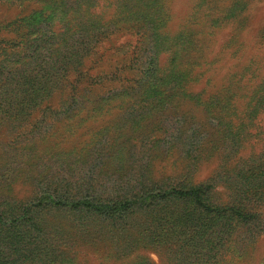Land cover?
Returning <instances> with one entry per match:
<instances>
[{
    "label": "rangeland",
    "instance_id": "rangeland-1",
    "mask_svg": "<svg viewBox=\"0 0 264 264\" xmlns=\"http://www.w3.org/2000/svg\"><path fill=\"white\" fill-rule=\"evenodd\" d=\"M128 1L122 17L120 1L98 0L95 11L111 18L114 32L91 41L92 73L112 72L135 45L151 48L146 34L159 31L167 38L152 51L161 43L182 50L172 65L168 51L157 59L185 87L172 95L91 89L36 108L10 105L14 99L1 94L0 212L16 215L43 197L116 201L203 185L206 202L255 218L210 215L180 198L121 218L49 204L33 210L34 224L0 230L4 264H264V104L255 90L264 79V0H236L233 13L212 16L200 0ZM40 8L0 0V38L12 41L27 27L16 20H39Z\"/></svg>",
    "mask_w": 264,
    "mask_h": 264
},
{
    "label": "trees",
    "instance_id": "trees-1",
    "mask_svg": "<svg viewBox=\"0 0 264 264\" xmlns=\"http://www.w3.org/2000/svg\"><path fill=\"white\" fill-rule=\"evenodd\" d=\"M23 2L25 0H1V2ZM41 5V10L36 11L39 14V20H34L32 15L22 16L16 21L27 27L23 32H18L12 41L0 38V95L14 99V103L19 108H36L38 106L50 107L47 100L53 96L61 95L75 99L76 95H84L91 89L106 88V92L113 94H131V93H158L166 94L181 93L185 87L184 79L176 71L170 68L164 72L165 67L158 63L157 56L160 52L168 51L173 55L170 65L178 58L176 49H172L174 43H168L157 50L153 46L160 45V39L164 42L165 38L162 32L152 31L146 34L150 47L141 48L133 46L129 59L120 66L114 67L112 72L96 71L92 69L96 66L91 62V56L96 53V47L90 46L94 40L99 43L108 37L111 31L114 32V26L109 25L111 18L104 20L101 13H97L95 8L98 0H33ZM122 3L124 9H119V14L124 17L129 11L128 0H117ZM160 0H150L156 6ZM218 2V1H217ZM236 0L226 7H221L213 0H200L199 7L204 3L208 5L211 15L214 12L226 11L233 13ZM216 15L208 21L213 24L221 18ZM159 14L157 11L147 19L149 26L157 27L154 19ZM127 16L123 18L127 21ZM14 22V21H13ZM110 30V31H109ZM145 35V33H144ZM193 35L191 32L188 36ZM187 35L182 36L188 44L193 41ZM174 39V38H173ZM163 44V45H162ZM165 48V49H163ZM186 50L185 48L183 51ZM140 51L146 52L149 59L143 58ZM150 52V54H149ZM186 54L189 57L190 54ZM90 60V61H89ZM90 62L88 65L87 62ZM148 62V63H147ZM148 64V65H146ZM106 82L109 85L106 87ZM184 83V84H183ZM180 90V91H179ZM259 96V102L264 104V79L255 87ZM46 103H43V102ZM78 101H71L70 107H77ZM209 187L199 185L189 188L170 187L166 189H149L140 193H135L131 197L118 199L116 201L94 200L88 197L61 199L58 197H43L25 204L16 215H6L0 212V230L2 228L16 227L15 225L27 223L34 224L32 212L36 208L44 207L49 204L55 207L81 209L93 212L100 216H109L110 218H121L123 214L134 212L135 210L148 213L146 210H152L161 207L166 201L172 198L188 199L194 206L210 215H230L240 221H248L255 218V214L245 212L235 206H216L206 202L203 195ZM144 208H140V207ZM117 216V217H116ZM0 264H4L0 253Z\"/></svg>",
    "mask_w": 264,
    "mask_h": 264
}]
</instances>
